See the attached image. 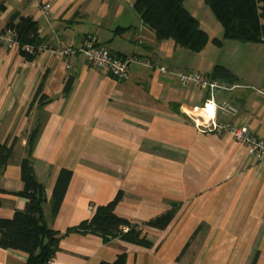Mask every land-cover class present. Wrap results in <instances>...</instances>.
<instances>
[{
    "label": "crops",
    "instance_id": "crops-1",
    "mask_svg": "<svg viewBox=\"0 0 264 264\" xmlns=\"http://www.w3.org/2000/svg\"><path fill=\"white\" fill-rule=\"evenodd\" d=\"M0 2V33L19 14L38 23L40 38L53 49H76L91 38L132 60L128 79L119 82L81 54L65 61L44 51L25 61L0 44V145L12 151L0 175V219L25 208L26 200L10 193L23 189L20 163L33 134L32 168L45 191L44 218L55 232L91 219L118 193L115 214L139 227L178 205L165 230L143 227L151 248L70 234L49 264L112 263L119 254L126 264H249L255 252L256 264H264V160L227 132L206 127H247L264 139L263 44L226 40L222 32L202 29L199 20L209 38L202 51L158 41L134 11V0ZM206 50L209 58L203 57ZM216 66L237 82L226 87L216 81L224 89L212 95L176 76H207ZM210 96L214 114L202 111ZM223 103L237 113L222 114ZM61 170L72 175L52 217ZM26 260L25 253L0 249V264Z\"/></svg>",
    "mask_w": 264,
    "mask_h": 264
},
{
    "label": "trees",
    "instance_id": "trees-1",
    "mask_svg": "<svg viewBox=\"0 0 264 264\" xmlns=\"http://www.w3.org/2000/svg\"><path fill=\"white\" fill-rule=\"evenodd\" d=\"M185 0H134L133 9L142 23L151 30L158 41L172 40L177 46L191 52L202 51L209 42L207 33L200 28L199 21L184 7ZM215 19L222 28L223 38L238 43H254L264 45V0H204ZM5 6L0 2V14ZM125 29H117L121 33ZM14 35L18 44V54L25 61H32L38 55L37 48L48 45L39 36V25L29 17L13 14L8 18L5 29ZM214 45L221 42L214 39ZM33 48L31 54L23 48ZM212 81H218L231 87L237 78L226 68L216 66L207 75ZM68 82L64 92L69 91ZM36 135V134H35ZM35 139H28L26 157L20 163V177L23 189L10 193L26 200L25 208L16 211L11 219H0V249L25 253L24 264H49L59 251L62 238L70 234L90 235L99 237L103 243L118 240L128 244L151 248L152 242L143 234V227L165 230L173 221L177 204H171L165 213L149 220L140 227L128 220L118 217L114 209L121 200V193L105 206L95 208L91 219L69 228L60 234L51 230L44 218L43 206L46 202L44 187L40 184L32 168V151ZM11 149L0 145V175L11 159ZM72 172L61 170L58 174L50 201L51 215L54 217L59 210L64 193ZM126 229V232H123ZM258 252H255L249 264H256ZM126 264L124 254H119L112 263Z\"/></svg>",
    "mask_w": 264,
    "mask_h": 264
},
{
    "label": "built area",
    "instance_id": "built-area-1",
    "mask_svg": "<svg viewBox=\"0 0 264 264\" xmlns=\"http://www.w3.org/2000/svg\"><path fill=\"white\" fill-rule=\"evenodd\" d=\"M43 9L44 11H46L47 7H44ZM0 44L4 45L9 50L18 51V44L14 39V35L9 31L0 33ZM23 50L29 54L33 52V48L30 46H25ZM36 51L38 52V54L44 51H48L58 58H63L65 61H67L70 56L81 54L87 64L109 73L115 81L119 82L128 79V68L130 63H132L131 59L114 56L109 50L99 46L91 38L83 40L76 49L58 45L55 49L42 46L37 48ZM66 68H68V66ZM159 71L161 73H166L164 68H160ZM176 76L178 77L181 84H193L205 88L209 90L210 95H212L216 89H224L216 81H212L210 78L204 75L193 73H178ZM211 98L212 97L210 96L209 101L203 106L202 111H204L206 114H209L211 111L214 114V107L213 103H211ZM218 110L222 114L229 113L235 115L237 113V109L227 103H223L222 105H220L218 107ZM206 127H210V129L216 131L227 132L238 143L247 146L249 153L254 155L257 160H264V139L252 134L247 127H237L230 125L219 126L215 123L207 125ZM126 231V229H123V232Z\"/></svg>",
    "mask_w": 264,
    "mask_h": 264
},
{
    "label": "rangeland",
    "instance_id": "rangeland-1",
    "mask_svg": "<svg viewBox=\"0 0 264 264\" xmlns=\"http://www.w3.org/2000/svg\"><path fill=\"white\" fill-rule=\"evenodd\" d=\"M184 7L190 14L194 15V17L200 21L202 29L213 35H215L217 31L221 34L222 28L212 14L210 8L204 3V0H185ZM186 52L188 54H194L188 51ZM205 56L209 58V51H205L203 57Z\"/></svg>",
    "mask_w": 264,
    "mask_h": 264
}]
</instances>
